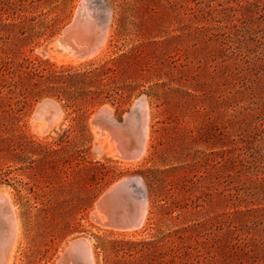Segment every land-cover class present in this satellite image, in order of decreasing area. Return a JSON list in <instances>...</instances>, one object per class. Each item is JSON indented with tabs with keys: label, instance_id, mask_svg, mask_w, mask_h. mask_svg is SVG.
<instances>
[{
	"label": "rangeland",
	"instance_id": "1",
	"mask_svg": "<svg viewBox=\"0 0 264 264\" xmlns=\"http://www.w3.org/2000/svg\"><path fill=\"white\" fill-rule=\"evenodd\" d=\"M83 9L109 14L105 45L79 62L52 56ZM112 58L120 102L88 103L97 83L85 77L72 106L18 102L4 86L27 94L29 66L82 74ZM46 99L57 119L34 118ZM137 100L150 115L143 154L97 152V110L122 121ZM126 177L147 202L143 224L99 226L96 199ZM0 192L19 226L10 264H55L80 237L94 264H264V0H0Z\"/></svg>",
	"mask_w": 264,
	"mask_h": 264
},
{
	"label": "water",
	"instance_id": "2",
	"mask_svg": "<svg viewBox=\"0 0 264 264\" xmlns=\"http://www.w3.org/2000/svg\"><path fill=\"white\" fill-rule=\"evenodd\" d=\"M83 24L82 17L75 16L74 14L72 21L66 25L55 38L54 42L56 43V49L58 51L71 53L76 59H82L95 51L98 46L103 45L105 41L102 40V36L97 38L95 31L93 37L86 38L81 36L80 32L83 30ZM91 30H94V26H92ZM107 32L106 30V33ZM41 53L46 55L47 51L41 50ZM41 104L40 108H42L44 104L57 107V103L51 99L43 100ZM102 109L103 107L94 114L91 119L92 125H96L99 129L107 131L110 135L113 130H119L121 137L124 138L125 132L130 130L129 114L132 113L134 109H139V102H135L132 111L127 113L122 121H109ZM34 118L36 117L34 116ZM146 120L147 112H143V123ZM116 149L123 151L118 143ZM129 155H133L132 152H130ZM139 185V181L134 179V177H126L113 183L96 199L95 206L90 213L91 219L99 225L123 230L141 225L144 218L143 209H145L146 204L144 203L143 194L135 192L134 188ZM5 198L6 197L0 193V220L5 223L4 227H6L5 236L0 241L1 252H5V250L8 249L15 234V221L13 217L9 216L4 210ZM126 203H129L130 208L125 207ZM116 205H118V207H115ZM120 215L125 216V218H121ZM84 248H86L84 237L71 240L66 245L62 255L58 257L55 264H69V262L73 264H83L81 250ZM2 262L3 259L0 260V264H2ZM88 262V264H91L90 260H88Z\"/></svg>",
	"mask_w": 264,
	"mask_h": 264
},
{
	"label": "bare ground",
	"instance_id": "3",
	"mask_svg": "<svg viewBox=\"0 0 264 264\" xmlns=\"http://www.w3.org/2000/svg\"><path fill=\"white\" fill-rule=\"evenodd\" d=\"M85 13H87V9L86 10L83 9L80 12H78L77 14H75V16H80L83 19V22H84V24H83L84 26L82 25L83 26V28H82L83 30L82 31H84L83 35H84V33H87V34H85L86 38L87 37H91V36L93 37L94 31H95L97 38L102 36V40L105 41V37L107 36V33H108L107 32L105 34L106 25L107 24L105 22V19L103 20V18H101V17L103 16V17H105L108 20L109 19V14L100 11L98 13V15H100L101 17H97V15L88 16ZM86 15H87V17H85ZM92 26H94V30L93 31L91 30ZM83 37H85V36H83ZM103 45H105V44L103 43ZM103 45L98 46L95 49V51H93L89 55H86L82 59H76L71 53H66V52L57 53V52H53L52 51L51 55L52 56L55 55L59 59L67 60L69 62L72 61V63L73 62H77V61L79 62V60H82V61L83 60H88V59L92 58L93 56H95L97 51ZM55 46L56 45H54V47ZM140 99H142V98H140ZM137 102H139V109H134V111L131 110L132 113L129 114L130 115V118H129V121H130L129 128H130V130L125 132V134H124L125 137L124 138L121 137V133H120L119 130H113V132L110 135L109 133H107V131L101 130L96 125H93V129L95 130L94 133H95V142L97 144V152H102L104 150L105 154L110 155V156H114V157H117V158H123V159L126 158V161H127V159H131V160L134 159L135 160V158H137L141 154H143V151H144V148H145L146 142H147L146 141V137H147V131H148V125H149L148 120H149V116L150 115L148 114L149 111L147 110L148 103L143 101V100L142 101L137 100ZM41 105L42 104H39V106L37 108V111L35 113V117H37V118L45 117V118H47L50 121V119H49L50 116H53V118H55V119H57L60 116L61 108L59 107L58 104H56L57 107L52 106L50 104H44L42 106V108H40ZM148 109H149V107H148ZM102 111H104V114H106V116L109 119V121H112V122L116 121L113 117L110 116L109 110H108V108H106V106L103 107ZM143 112H147V120L144 123H143ZM54 121L55 120H53V124L56 122V121L55 122ZM36 125H38V124H36ZM42 125H43V122H42ZM40 128H41V126H40ZM44 129H41V130L43 131ZM109 141L114 142L115 147H117V143H118L120 145V148H122L123 151H119L118 149L115 150L110 145ZM130 152H132L133 155L130 156L129 155ZM134 179H136V178L134 177ZM136 188L137 187H135L134 189H135V192L137 193L139 191H136ZM140 193H142V192H140ZM2 194L6 197L5 198L4 210L9 216H12L14 221H15V234H14V237H13L12 241L9 244L8 249L5 250V252H1V250H0V260L3 259L2 264H10L11 255H12V251H13L14 244H15L14 243L15 242V237L17 236L16 233L18 231V227L19 226H18V219L16 218V213H15V211H14V209H13V207H12L10 201H9V197L6 194H4V193H2ZM143 198H144V195H143ZM144 203L146 204L145 209H143V217L145 218L146 211H147L146 210L147 209V202H146L145 198H144ZM115 207H118V205H116ZM119 207H121V206H119ZM125 207L130 208L129 203H126ZM120 217L121 218H125V216H123V215H120ZM144 218L142 220V224H143ZM4 225H5V223L0 220V241L4 238L5 233H6V227H4ZM141 225H138L137 227L129 228V229H126V230H134L136 228H139ZM99 226L108 227V226H105V225L104 226L103 225H99ZM108 228H111V227H108ZM84 240L86 242V248L81 250V256H82V260H83L82 262H83V264H88L89 263L88 260H90L91 264H94V262H93V260H94L93 259V253H92L93 250L91 249V246H92L91 245V241L89 239H87V238H84ZM69 264H73V263L69 262Z\"/></svg>",
	"mask_w": 264,
	"mask_h": 264
},
{
	"label": "trees",
	"instance_id": "4",
	"mask_svg": "<svg viewBox=\"0 0 264 264\" xmlns=\"http://www.w3.org/2000/svg\"><path fill=\"white\" fill-rule=\"evenodd\" d=\"M32 19L35 20L36 18L32 17ZM24 30L25 28L21 27L22 34L25 33ZM39 30L36 32V36H41L43 34ZM224 41L225 42L223 43L229 45L228 43L229 41H231V39L228 35H226ZM236 54L241 56L245 55L246 53L242 48H239L237 49ZM115 61H117V58H112L110 61H106L95 68H89L82 74H80L77 69H74L72 67L63 66L59 69L53 68L47 71L45 69L41 70L36 66H29L27 74L29 82H31L32 90L30 92L26 94L22 91H17L16 81L14 80H6V85L4 86L7 89V93L10 94L12 97L22 96L23 99H19L18 102L27 103V101L29 100H32L34 98L38 99L42 95H45L55 97L59 101L65 98L67 106H72V104L76 102L73 93L79 88L77 82L81 77H85L86 79H88L89 84L93 82L97 83L96 88L94 90H86L87 95L92 94L88 103H93L97 100L98 102L103 103L104 100L111 99L120 102L125 98V94H123V92H118L115 91V89H110L109 87H107L109 79L114 80V78H112L113 76H111V74L109 73H114L115 69L113 68V66H111V64H113ZM62 82H66L65 87L69 88L70 91L65 90V87L61 85ZM88 87L90 88L91 86L89 85ZM18 112H21V109H19Z\"/></svg>",
	"mask_w": 264,
	"mask_h": 264
}]
</instances>
